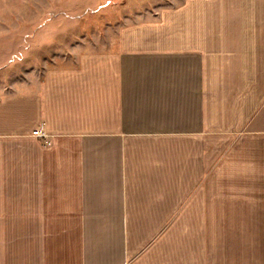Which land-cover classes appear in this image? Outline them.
Returning a JSON list of instances; mask_svg holds the SVG:
<instances>
[{"label":"crops","instance_id":"obj_1","mask_svg":"<svg viewBox=\"0 0 264 264\" xmlns=\"http://www.w3.org/2000/svg\"><path fill=\"white\" fill-rule=\"evenodd\" d=\"M102 32L0 64V264H264V0Z\"/></svg>","mask_w":264,"mask_h":264},{"label":"rangeland","instance_id":"obj_2","mask_svg":"<svg viewBox=\"0 0 264 264\" xmlns=\"http://www.w3.org/2000/svg\"><path fill=\"white\" fill-rule=\"evenodd\" d=\"M116 1L0 0V64L12 70L23 62L24 56L31 54L36 55L37 61L48 60L49 56L63 52L65 43L82 44L88 38L94 43L104 27L116 26L122 16L136 9L142 11L157 4H178V0ZM35 10L40 12V17L41 13L44 15L35 25L31 24L29 34H22L19 28L25 26L26 13ZM65 33L68 35L64 36ZM69 34L72 35L68 38ZM43 50L48 56L39 57Z\"/></svg>","mask_w":264,"mask_h":264},{"label":"built area","instance_id":"obj_3","mask_svg":"<svg viewBox=\"0 0 264 264\" xmlns=\"http://www.w3.org/2000/svg\"><path fill=\"white\" fill-rule=\"evenodd\" d=\"M33 136H36L38 138H42L45 143H48L49 141V135L48 133L43 129H36L32 132Z\"/></svg>","mask_w":264,"mask_h":264}]
</instances>
